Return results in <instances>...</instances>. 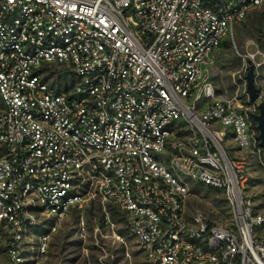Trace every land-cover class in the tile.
<instances>
[{"label":"built area","instance_id":"1","mask_svg":"<svg viewBox=\"0 0 264 264\" xmlns=\"http://www.w3.org/2000/svg\"><path fill=\"white\" fill-rule=\"evenodd\" d=\"M262 2L0 0L9 264H25L28 248L45 256L93 197L123 213L146 264H264V220L246 195L250 157L264 153L254 113L217 98L208 75ZM53 70L73 80L70 90L50 81ZM192 183L222 192L230 225L188 216Z\"/></svg>","mask_w":264,"mask_h":264},{"label":"rangeland","instance_id":"2","mask_svg":"<svg viewBox=\"0 0 264 264\" xmlns=\"http://www.w3.org/2000/svg\"><path fill=\"white\" fill-rule=\"evenodd\" d=\"M247 54H257L253 63L241 57ZM250 66H254L255 84L264 98V0L243 24L235 28L223 47L213 54L208 66L216 97L239 102L244 110L255 114L257 107L250 104L246 91L245 78ZM52 73L50 81L61 90L72 88L71 78L54 70ZM250 161L246 195L252 202L255 216L264 220V161L257 156L250 157ZM87 183L85 190L93 193L95 184L90 180ZM98 202L101 203L99 197H93L84 210L72 212L52 236L45 256L36 258L33 249L28 248L25 264H146L137 242L126 230L123 213L112 203L105 204L102 219L86 213L87 208L95 207ZM110 209L116 214L114 219ZM186 209L189 217L198 210L214 224L230 225L228 204L222 192L211 187L192 183ZM4 239L5 235L1 236L0 264H9L2 243Z\"/></svg>","mask_w":264,"mask_h":264},{"label":"water","instance_id":"3","mask_svg":"<svg viewBox=\"0 0 264 264\" xmlns=\"http://www.w3.org/2000/svg\"><path fill=\"white\" fill-rule=\"evenodd\" d=\"M245 79H246V91L250 99V104L256 105L257 107V112L252 115V119L257 124V129L259 131L260 147L264 152V102H260L258 104V102L260 101L261 93L255 84L254 66H250ZM263 161H264V153H263Z\"/></svg>","mask_w":264,"mask_h":264},{"label":"trees","instance_id":"4","mask_svg":"<svg viewBox=\"0 0 264 264\" xmlns=\"http://www.w3.org/2000/svg\"><path fill=\"white\" fill-rule=\"evenodd\" d=\"M207 4H209L211 7L215 6L218 3V0H204ZM111 217L114 219L115 218V212L114 210H109ZM86 213L90 214L91 217H97L99 219H102L105 217V212L103 210V207L100 202L97 203V205L91 206L86 209Z\"/></svg>","mask_w":264,"mask_h":264}]
</instances>
